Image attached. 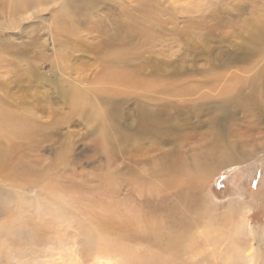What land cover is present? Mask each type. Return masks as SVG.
Returning <instances> with one entry per match:
<instances>
[{
  "label": "rangeland",
  "instance_id": "374dc122",
  "mask_svg": "<svg viewBox=\"0 0 264 264\" xmlns=\"http://www.w3.org/2000/svg\"><path fill=\"white\" fill-rule=\"evenodd\" d=\"M27 1L0 0V264H264V0Z\"/></svg>",
  "mask_w": 264,
  "mask_h": 264
},
{
  "label": "bare ground",
  "instance_id": "6f19581e",
  "mask_svg": "<svg viewBox=\"0 0 264 264\" xmlns=\"http://www.w3.org/2000/svg\"><path fill=\"white\" fill-rule=\"evenodd\" d=\"M28 1L26 0V2H24V3H26L27 5H28V3H27ZM21 3H23V2H21ZM25 6V5H24ZM88 11V10H87ZM116 57V56H115ZM109 62H111L112 64H110V63H108L107 65H106V68H107V66L108 67H110L111 66V68H114V67H118V66H120V61L119 60H116V58H113V60H111V61H109ZM115 65V66H114ZM113 72H116V71H113ZM132 76H129V75H127V74H110V72H109V74H105V77L106 78H110L111 80H117V79H122L123 81H124V87H125V89H124V91L126 92V91H128V89H130V88H132V89H137L138 90V88H139V86H140V82H139V80L138 79H136V78H134V76H133V74H131ZM123 92V91H122ZM137 112H139V110L137 111ZM154 117H152V116H148V119L147 120H142L141 118H140V116L138 117V120H139V122L140 123H142V122H147V123H151L152 125H153V123L156 121L155 119H153ZM152 125H150V126H152ZM156 126H154V128H155ZM253 229V228H252ZM255 232V231H254ZM263 239H264V228H263Z\"/></svg>",
  "mask_w": 264,
  "mask_h": 264
}]
</instances>
